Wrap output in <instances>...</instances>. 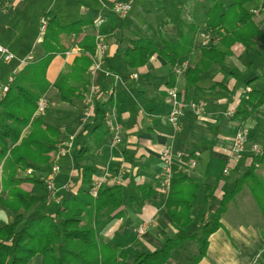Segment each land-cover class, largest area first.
Wrapping results in <instances>:
<instances>
[{
    "label": "crops",
    "instance_id": "crops-1",
    "mask_svg": "<svg viewBox=\"0 0 264 264\" xmlns=\"http://www.w3.org/2000/svg\"><path fill=\"white\" fill-rule=\"evenodd\" d=\"M114 1L0 0V44L19 58L29 54L42 58L44 32L40 28L42 21L46 20L43 16L57 17L63 26L83 21L82 36L94 35L97 31L104 34L108 44L105 66L110 72L117 73L120 80L114 82L112 76L98 72L91 76V83L114 87L113 104L122 124L121 142L111 149L112 137L108 133L101 145L96 146L98 133L89 129L81 134L84 127L80 119L83 101L79 110L72 108L59 100L54 89L47 93L49 107L44 116L51 121L58 120L63 141L72 144L71 155L66 154L56 161L60 165L55 181L57 196L60 198L65 193L74 195L78 189L79 171L74 167L72 153L75 148L87 146L97 167L94 178L104 177V185H121L125 193L118 210L111 215L104 211L98 217L102 222L106 221L107 216L114 217L99 232L98 240L118 245L131 258L135 253H151L160 249L167 239L180 233L172 225L167 212V195L158 190L161 153L165 147L172 146L175 151L183 152L188 160H196L195 167L189 166L185 170L190 179L217 186L207 204L203 202L204 186L200 190L192 210V223L185 230L187 234L195 233L209 220L210 213L219 206L222 193L232 191L237 178L248 170L252 144L263 148L264 103L244 122L234 121L226 113L228 110L236 111L248 87L264 90V0H253L248 4L254 14L253 21L262 35L253 39L254 46L234 44L223 63H213L201 74L199 82L190 85L187 84V73L180 81L176 80L175 75L172 76V65L158 52L151 55L146 65L135 69L127 65L124 53L137 37L152 39L161 48L164 41H174L187 33L192 40L191 50L179 63L187 62L189 68L194 69L199 64L201 50L219 45L222 39L221 32L208 27V10L215 1L222 2L226 7L231 0H152L150 7L143 12L145 22L141 23V32L137 31L132 20L126 25L125 20L130 13L120 19L113 12ZM130 1L133 10L134 0ZM31 7H36L33 17L29 14ZM98 21H102L99 26ZM128 31L131 33L126 39L124 33ZM206 33L210 34V38L204 44ZM61 41L68 50L57 54L49 64L46 78L50 84L80 54L74 34H63ZM221 48L226 49L224 46ZM15 67H19V70L23 68L17 61L8 64L0 59V83L7 82ZM190 77L194 78L193 75ZM249 81L252 83L248 86ZM172 82L186 103H197L203 107L201 116H196L193 109L187 107L176 131L167 119L171 109L167 89ZM238 129L246 132L248 143L243 159L235 163L230 159V152ZM224 167H227V173H223ZM260 171L263 173L264 168H260ZM119 174L122 178L116 183ZM67 183L69 186H66ZM143 185L154 191L146 200L141 198ZM23 187L28 189L30 184ZM54 205L46 202L38 210L51 213ZM94 217L89 214L86 222ZM11 218L9 214L8 222ZM143 224L147 225L146 232L138 236L137 230ZM197 251V245L187 241L182 248L173 252L167 264L188 262ZM259 252H262V264L264 216L249 188L244 186L229 203L221 217V227L209 238L207 255L198 264H252ZM42 260V255H36L30 264H42Z\"/></svg>",
    "mask_w": 264,
    "mask_h": 264
},
{
    "label": "trees",
    "instance_id": "trees-1",
    "mask_svg": "<svg viewBox=\"0 0 264 264\" xmlns=\"http://www.w3.org/2000/svg\"><path fill=\"white\" fill-rule=\"evenodd\" d=\"M251 2L253 0H231L226 7L222 2L213 3L208 10V27L221 32L222 39L219 45L201 50L199 64L188 69V85L199 82L201 74L213 63H223L234 44L253 47V39L262 36L253 21V11L248 7ZM43 18L47 20L41 42L44 56L25 65L14 77L9 91L0 97V207L12 216L9 222L0 226V264H30L36 255H42V264H167L173 252L187 241L197 245V254L188 262L176 264H198L207 255L209 238L221 227V217L229 203L244 186L249 188L264 216V171L259 172L264 168V146L260 155L251 156L248 170L237 178L234 189L222 193L219 206L210 213L209 220L192 234L185 230L192 223V210L200 190L204 186L203 202L207 204L217 186L190 179L182 167L175 164L165 206L172 225L180 233L151 253H135L129 258L125 249L98 240L106 222L114 218L107 216L102 222L98 217L104 211L111 215L118 210L125 193L121 185H104L97 196L90 194L97 167L87 146L75 148L72 153L80 179L74 195L63 194L60 201L54 203V211H42L33 216L48 200L44 179L57 161L58 145L64 137L58 120L51 121L44 115L34 116L39 99L54 89L62 103L79 110L91 85L90 67L96 50V34L82 36L83 21L63 26L57 17ZM63 34L75 35L80 54L50 84L46 78L49 64L57 54L68 50L62 45ZM191 43L187 33L174 41H164L161 48L152 39L137 37L130 42L124 58L127 65L135 69L146 65L151 55L158 52L173 69L181 58L190 53ZM251 83L249 81L247 85ZM170 84L172 87L173 82ZM179 95L182 97L180 91ZM263 103L264 90L254 88L245 92L232 119L246 121ZM111 104L112 98L97 99L93 119L82 128L81 134L89 129L98 133L96 146L101 145L108 135L103 119ZM28 170L32 172L27 174ZM24 184H30V187L24 189ZM141 190L143 200L154 193L151 187L144 185ZM147 191L150 193L146 194ZM89 214H93L96 220L89 218L86 222Z\"/></svg>",
    "mask_w": 264,
    "mask_h": 264
},
{
    "label": "built area",
    "instance_id": "built-area-1",
    "mask_svg": "<svg viewBox=\"0 0 264 264\" xmlns=\"http://www.w3.org/2000/svg\"><path fill=\"white\" fill-rule=\"evenodd\" d=\"M132 10V3L130 0H115L113 4V12L120 18H126ZM102 21L97 22V26L101 24ZM47 26V20H43L41 24V32H45ZM96 50L94 55L92 56V65L90 67L91 75L96 74L98 72L104 73L106 76H112L114 82L120 80V76L117 73L110 72L106 67V59H107V51H108V44L105 41V36L101 32H96ZM205 43L209 42L210 34L206 33L204 35ZM0 59L4 62L10 64L14 61H17L21 66H25L29 63L35 61V57L33 54H29L24 58L17 57L9 48L0 44ZM19 67H15L12 70V73L8 77L6 83H0V96L5 95L14 80V77L18 74ZM189 65L187 62L179 63L173 68V74L176 77V80L179 81L182 79L186 73L188 72ZM134 78H137L136 74H133ZM251 88H247V91H250ZM114 87L110 86L107 89H104L102 85L91 83L90 87L86 91L83 100V110L81 113V126L86 125L88 121H91L95 115V104L97 99L100 97H105L106 99L114 97ZM167 98L169 99L171 109L168 114V122L171 127L176 131L181 123L182 118L185 115V109L187 107H191L196 116H201L203 114V107L197 103H186L183 97L179 95V89L177 86H172L167 89ZM49 107V99L47 94L41 96L38 102L37 109L35 111L34 116L39 117L44 115ZM235 114V110H229L227 115L229 118H233ZM104 126L108 133L111 135V143L110 148L114 149L116 146L121 142L120 132L122 130V124L118 119L116 113V106L115 103L111 104L110 107L105 112L104 119H103ZM247 143L248 137L246 132L242 129H238L233 137L232 144H231V152H230V159L234 162H239L244 157V154L247 151ZM71 148L72 144L68 141H63L58 145L57 151V158L62 157L66 154L71 155ZM251 152L253 155L261 154V147L258 144H252ZM178 164L182 169L185 171L188 165L194 167L196 162L193 159H189L185 161V155L183 152L175 151L172 146H167L163 149L161 153V168H160V177H159V184L158 190L159 192L168 195L171 188L172 178H173V166ZM60 165L56 162L51 171L45 177V185L48 194V199L50 201H54L58 203L60 201L59 197L57 196V187L55 186L56 177L59 173ZM228 169L225 168V172ZM31 173V170L27 171ZM122 176L119 174L116 177V183H119ZM104 185V177H96L94 178L91 188L90 194L92 196H97L100 188ZM66 186H69L67 184ZM1 213V207H0ZM147 229V225L143 224L138 229V234L142 235L145 233ZM262 252H259L255 259L253 260L252 264H261L260 257ZM264 264V263H262Z\"/></svg>",
    "mask_w": 264,
    "mask_h": 264
},
{
    "label": "rangeland",
    "instance_id": "rangeland-1",
    "mask_svg": "<svg viewBox=\"0 0 264 264\" xmlns=\"http://www.w3.org/2000/svg\"><path fill=\"white\" fill-rule=\"evenodd\" d=\"M152 0H149V1H147V0H134V2H133V10H131V12H130V15H129V17H128V19H126L125 20V23H126V25H129V21L130 20H132V23H134L135 22V26L137 27V31L138 32H141V30H140V27L142 26V22L144 23L145 21H144V14H143V12H144V10H147L149 7H150V5H151V2ZM176 5H177V3H175ZM35 9H36V7L34 8V7H31L30 9H29V14L31 15V17H33V15H34V13H35ZM120 19H123V18H120ZM120 23H121V21H120ZM32 24V18L30 19V25ZM31 29V28H30ZM131 32L130 31H128V32H125L124 34H125V38L127 39L128 38V36H129V34H130ZM106 67V66H105ZM180 81V80H179ZM0 97H2V96H0ZM101 98V97H100ZM99 98V99H100ZM229 111V110H228ZM227 111V112H228ZM226 116L228 117V115H227V113H226ZM229 118V117H228ZM81 119V118H80ZM230 119H232V118H230ZM90 121H88L87 123H89ZM86 123V124H87ZM252 153V155H253V152H251ZM245 155V154H244ZM260 155V154H259ZM253 156H257V155H253ZM243 159V158H242ZM241 159V160H242ZM188 160V159H187ZM187 160H185V161H187ZM194 160V159H193ZM195 162H196V160H194ZM234 162V161H233ZM240 162V161H239ZM236 163V162H235ZM196 164H197V162H196ZM190 165H188L187 167H189ZM196 166V165H195ZM194 166V167H195ZM186 167V168H187ZM190 167H192V166H190ZM225 168H227V167H224V169H223V173H227V171L225 172L224 170H225ZM259 172H261V171H259ZM159 177H160V171H159ZM68 184V183H67ZM159 184V183H158ZM70 189L72 188L71 187V185H70V187H69ZM47 203H49V204H52V203H55L54 201H50L49 199L47 200ZM39 209V208H38ZM43 212H45V211H43ZM48 212V211H47ZM40 213H42V211H39V210H37V213L36 214H34L33 216H37V215H39ZM8 215H9V212L7 211V210H5L4 208H2L1 207V213H0V226H2V225H4V224H6L7 222H8V220H7V217H8ZM139 229V228H138ZM146 232V231H145ZM145 234V233H144ZM144 234H142V235H144ZM137 235L138 236H142V235H139L138 234V230H137ZM40 257V256H39Z\"/></svg>",
    "mask_w": 264,
    "mask_h": 264
}]
</instances>
